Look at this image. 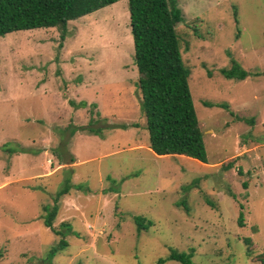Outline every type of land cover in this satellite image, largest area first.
<instances>
[{
	"label": "rangeland",
	"instance_id": "rangeland-1",
	"mask_svg": "<svg viewBox=\"0 0 264 264\" xmlns=\"http://www.w3.org/2000/svg\"><path fill=\"white\" fill-rule=\"evenodd\" d=\"M176 5L206 163L148 148L127 0L0 36V264H264V0Z\"/></svg>",
	"mask_w": 264,
	"mask_h": 264
},
{
	"label": "trees",
	"instance_id": "trees-1",
	"mask_svg": "<svg viewBox=\"0 0 264 264\" xmlns=\"http://www.w3.org/2000/svg\"><path fill=\"white\" fill-rule=\"evenodd\" d=\"M117 1L0 0V36L17 31L57 28L59 38L63 40L67 22ZM127 10L133 63L137 72L136 88L140 95L139 110L144 119L148 148L158 156L182 155L206 163L201 131L187 83L190 70L182 61L175 31V26L182 19L176 0H127ZM228 56L229 67L221 68L219 73L226 79L241 81L247 78L249 72ZM203 105L225 107L208 102H203ZM68 184L69 181H65L54 201L68 193ZM43 210L46 212L42 219L44 227L56 233L58 230L52 226L57 213L56 203L51 208L44 206ZM133 222L137 232L145 228L142 216L134 217ZM238 225L242 226L241 213L238 214ZM60 226L67 225L62 223ZM245 241L249 243L248 239ZM64 246L66 243L61 240L57 248H51L50 256ZM191 254L192 251L185 253L169 248L168 256L159 258L157 264L167 260L192 264Z\"/></svg>",
	"mask_w": 264,
	"mask_h": 264
}]
</instances>
